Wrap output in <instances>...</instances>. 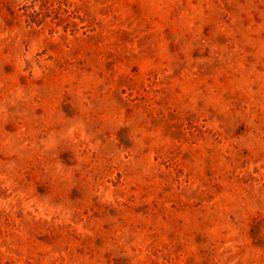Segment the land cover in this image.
I'll list each match as a JSON object with an SVG mask.
<instances>
[{"label":"rangeland","instance_id":"rangeland-1","mask_svg":"<svg viewBox=\"0 0 264 264\" xmlns=\"http://www.w3.org/2000/svg\"><path fill=\"white\" fill-rule=\"evenodd\" d=\"M0 264H264V0H0Z\"/></svg>","mask_w":264,"mask_h":264}]
</instances>
